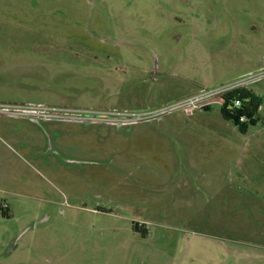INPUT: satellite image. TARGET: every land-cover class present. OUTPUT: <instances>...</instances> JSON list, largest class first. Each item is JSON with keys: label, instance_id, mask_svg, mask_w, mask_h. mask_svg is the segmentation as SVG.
Listing matches in <instances>:
<instances>
[{"label": "rangeland", "instance_id": "1", "mask_svg": "<svg viewBox=\"0 0 264 264\" xmlns=\"http://www.w3.org/2000/svg\"><path fill=\"white\" fill-rule=\"evenodd\" d=\"M13 105L140 119L0 113V264H264V0H0Z\"/></svg>", "mask_w": 264, "mask_h": 264}, {"label": "built area", "instance_id": "2", "mask_svg": "<svg viewBox=\"0 0 264 264\" xmlns=\"http://www.w3.org/2000/svg\"><path fill=\"white\" fill-rule=\"evenodd\" d=\"M252 80V79H250ZM249 80H242L238 83L222 88L217 92L213 93L212 96L220 97L237 89L242 86H246L250 83ZM209 97H205L208 99ZM201 98H196L191 101L193 104L192 107L188 108V112L193 111V107L197 104L198 100ZM221 101L223 102L222 98ZM242 105L241 100L236 99L234 102L233 108H240ZM71 111L64 108H57V107H42V106H34V105H13V106H5L3 108L0 107V113H6L10 115H15L19 117H25L30 119H38L44 121H51V120H65V121H74L77 120L78 122H86V123H100L106 125H115V126H123L125 123H133L134 121L140 119V116L132 117L128 114H120L118 112H111V111H78L83 114L79 116H72L69 115ZM247 119L245 116L241 117L240 121L245 122Z\"/></svg>", "mask_w": 264, "mask_h": 264}, {"label": "trees", "instance_id": "3", "mask_svg": "<svg viewBox=\"0 0 264 264\" xmlns=\"http://www.w3.org/2000/svg\"><path fill=\"white\" fill-rule=\"evenodd\" d=\"M236 99L242 102L240 108H233ZM260 107L261 100L248 88L235 89L224 96V108L228 114V118L233 120L236 125H241L245 129V124H255L258 122ZM243 116L247 119L245 122L240 121Z\"/></svg>", "mask_w": 264, "mask_h": 264}, {"label": "flooded vegetation", "instance_id": "4", "mask_svg": "<svg viewBox=\"0 0 264 264\" xmlns=\"http://www.w3.org/2000/svg\"><path fill=\"white\" fill-rule=\"evenodd\" d=\"M242 88H248L247 87V85L246 86H242V87H240V88H237V89H242ZM232 92V91H231ZM230 93V92H229ZM228 94V93H227ZM227 94H225V95H223V96H221V98H222V100H223V102H224V96H226Z\"/></svg>", "mask_w": 264, "mask_h": 264}, {"label": "crops", "instance_id": "5", "mask_svg": "<svg viewBox=\"0 0 264 264\" xmlns=\"http://www.w3.org/2000/svg\"><path fill=\"white\" fill-rule=\"evenodd\" d=\"M248 87V86H247ZM248 89H250L249 87H248ZM262 107V106H261ZM261 107H260V109H259V112H260V110H261Z\"/></svg>", "mask_w": 264, "mask_h": 264}]
</instances>
